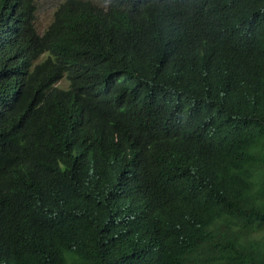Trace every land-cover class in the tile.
I'll return each mask as SVG.
<instances>
[{
  "label": "trees",
  "instance_id": "trees-1",
  "mask_svg": "<svg viewBox=\"0 0 264 264\" xmlns=\"http://www.w3.org/2000/svg\"><path fill=\"white\" fill-rule=\"evenodd\" d=\"M36 21L0 0V264H264V0Z\"/></svg>",
  "mask_w": 264,
  "mask_h": 264
},
{
  "label": "rangeland",
  "instance_id": "rangeland-1",
  "mask_svg": "<svg viewBox=\"0 0 264 264\" xmlns=\"http://www.w3.org/2000/svg\"><path fill=\"white\" fill-rule=\"evenodd\" d=\"M63 0H37L36 26L39 34H43L54 20L55 12ZM68 83L61 81L57 87L67 88Z\"/></svg>",
  "mask_w": 264,
  "mask_h": 264
}]
</instances>
